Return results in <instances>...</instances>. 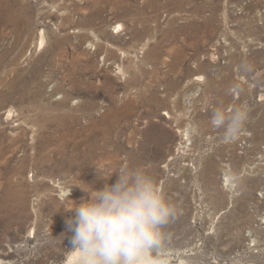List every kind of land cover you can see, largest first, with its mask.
<instances>
[{
	"label": "rangeland",
	"instance_id": "obj_1",
	"mask_svg": "<svg viewBox=\"0 0 264 264\" xmlns=\"http://www.w3.org/2000/svg\"><path fill=\"white\" fill-rule=\"evenodd\" d=\"M124 167L178 210L167 264H264V0H0V264H66Z\"/></svg>",
	"mask_w": 264,
	"mask_h": 264
},
{
	"label": "clouds",
	"instance_id": "obj_2",
	"mask_svg": "<svg viewBox=\"0 0 264 264\" xmlns=\"http://www.w3.org/2000/svg\"><path fill=\"white\" fill-rule=\"evenodd\" d=\"M248 116L244 106L230 113L217 109L213 123L235 136ZM116 172L115 183L94 189L90 198L67 208L75 210L66 219L73 233L72 264H167L164 229L177 216L176 206L143 169L124 167Z\"/></svg>",
	"mask_w": 264,
	"mask_h": 264
},
{
	"label": "bare ground",
	"instance_id": "obj_3",
	"mask_svg": "<svg viewBox=\"0 0 264 264\" xmlns=\"http://www.w3.org/2000/svg\"><path fill=\"white\" fill-rule=\"evenodd\" d=\"M115 28H118L117 30L119 31V30H121V29L123 28V24H122V23H119V24H117V25L115 26ZM44 42H45V36H44V34L42 33V38H41V42H40V44L43 45ZM91 45H92V43H91ZM119 69H120L121 72H123V68L120 67ZM12 114H13V108H10V109L8 110V117H11ZM72 262H73V253L70 254L69 258L67 259L66 264H72Z\"/></svg>",
	"mask_w": 264,
	"mask_h": 264
}]
</instances>
